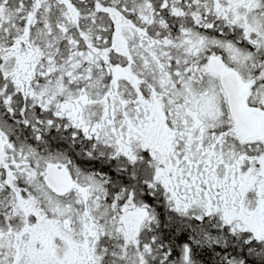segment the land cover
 <instances>
[{"label":"snow or ice","instance_id":"6c2138e0","mask_svg":"<svg viewBox=\"0 0 264 264\" xmlns=\"http://www.w3.org/2000/svg\"><path fill=\"white\" fill-rule=\"evenodd\" d=\"M0 264H264V0H0Z\"/></svg>","mask_w":264,"mask_h":264}]
</instances>
